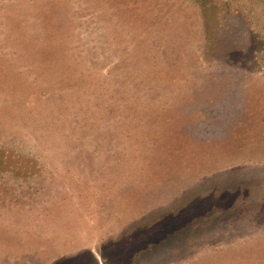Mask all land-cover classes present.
Masks as SVG:
<instances>
[{"label": "rangeland", "instance_id": "1", "mask_svg": "<svg viewBox=\"0 0 264 264\" xmlns=\"http://www.w3.org/2000/svg\"><path fill=\"white\" fill-rule=\"evenodd\" d=\"M0 264H264V0H0Z\"/></svg>", "mask_w": 264, "mask_h": 264}]
</instances>
